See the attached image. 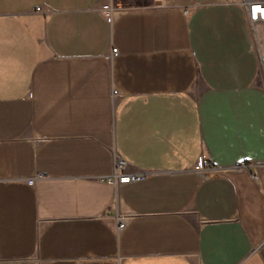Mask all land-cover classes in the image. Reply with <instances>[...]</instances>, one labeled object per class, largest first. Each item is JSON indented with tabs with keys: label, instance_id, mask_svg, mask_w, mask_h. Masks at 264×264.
Masks as SVG:
<instances>
[{
	"label": "crops",
	"instance_id": "1",
	"mask_svg": "<svg viewBox=\"0 0 264 264\" xmlns=\"http://www.w3.org/2000/svg\"><path fill=\"white\" fill-rule=\"evenodd\" d=\"M239 2L0 0V264H264ZM116 156L146 178L107 182Z\"/></svg>",
	"mask_w": 264,
	"mask_h": 264
},
{
	"label": "built area",
	"instance_id": "2",
	"mask_svg": "<svg viewBox=\"0 0 264 264\" xmlns=\"http://www.w3.org/2000/svg\"><path fill=\"white\" fill-rule=\"evenodd\" d=\"M156 2H162L164 0H155ZM241 5H242V9L245 12V16H247V22L248 25L250 27V29H252V34H253V38L256 42V44L258 45L259 42H263L264 43V1H254V0H240ZM105 9H107L106 11V15H107V19L111 20V11H113L111 4L106 5ZM37 11H43L44 13H47L46 10H41L40 7L36 8ZM256 45V47L258 48V46ZM116 50H118L117 48H113V53H116ZM261 58V56H260ZM259 58L260 61V65H261V60ZM261 68L262 67L261 65ZM116 92L114 91V94ZM196 162L194 164H192V169L199 174H204V172L211 168V161H209L208 157L206 156H198L197 159L195 160ZM114 170L113 173L111 175H109L107 177V182L109 183H118L120 184H126V182H135V181H139V179H145L146 177L142 174V173H130V171L126 170V162L119 158V157H115L114 159ZM240 166H247V164L245 163V161H243L242 163H240ZM118 228L121 229L125 226L126 223V218L127 216H118Z\"/></svg>",
	"mask_w": 264,
	"mask_h": 264
},
{
	"label": "bare ground",
	"instance_id": "3",
	"mask_svg": "<svg viewBox=\"0 0 264 264\" xmlns=\"http://www.w3.org/2000/svg\"><path fill=\"white\" fill-rule=\"evenodd\" d=\"M258 50H259V55L261 56V65L262 67H264V55L262 54V50L264 49V43L263 42H259L258 43Z\"/></svg>",
	"mask_w": 264,
	"mask_h": 264
},
{
	"label": "rangeland",
	"instance_id": "4",
	"mask_svg": "<svg viewBox=\"0 0 264 264\" xmlns=\"http://www.w3.org/2000/svg\"><path fill=\"white\" fill-rule=\"evenodd\" d=\"M117 1H119V0H114V2H117ZM125 1H130V0H125ZM185 11H187V10H185ZM259 67L261 68L260 61H259ZM260 76L262 78V81L264 82V70H263V68H261Z\"/></svg>",
	"mask_w": 264,
	"mask_h": 264
}]
</instances>
